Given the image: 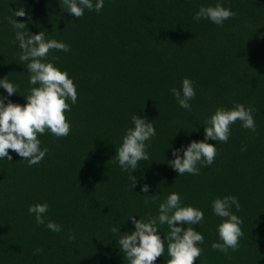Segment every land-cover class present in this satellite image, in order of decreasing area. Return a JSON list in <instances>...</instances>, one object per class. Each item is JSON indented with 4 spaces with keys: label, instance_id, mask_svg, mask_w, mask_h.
<instances>
[{
    "label": "trees",
    "instance_id": "16d2710c",
    "mask_svg": "<svg viewBox=\"0 0 264 264\" xmlns=\"http://www.w3.org/2000/svg\"><path fill=\"white\" fill-rule=\"evenodd\" d=\"M217 3L236 15L223 25L194 19L200 7ZM21 7L26 15L15 17ZM9 17L29 34L43 31L69 46L50 50L45 62L67 72L77 102L66 101V137L38 134L47 149L39 164L28 166L11 149V161L0 159V264H128L117 241L134 231L129 217L158 216L173 192L204 214L192 225L204 237L194 264H264V0H104L100 12L85 8L78 19L63 0H0V79L17 87L10 97L0 87V97L23 106L40 85L29 83ZM185 78L195 91L190 110L170 91L181 90ZM235 104L254 110L255 132L236 121L227 142L207 141L217 150L210 166L178 175L169 165L172 150L203 141L207 119ZM134 114L151 121L156 135L145 142L149 159L125 171L114 156ZM226 196L237 198L239 210L231 211L243 221L239 248L227 254L211 247L222 243L212 201ZM44 203L45 224L38 225L28 207ZM48 221L61 231L49 230ZM168 233L167 224L158 225L165 253L155 264L170 259Z\"/></svg>",
    "mask_w": 264,
    "mask_h": 264
},
{
    "label": "clouds",
    "instance_id": "9594fccd",
    "mask_svg": "<svg viewBox=\"0 0 264 264\" xmlns=\"http://www.w3.org/2000/svg\"><path fill=\"white\" fill-rule=\"evenodd\" d=\"M104 0H97L95 5L91 0H63L65 10L75 18L84 15V9L100 12ZM15 17H24L26 12L21 7L13 11ZM236 15L230 9L222 7L217 3L214 7H200L194 19H209L216 25H223L224 21ZM9 23L15 29V39L19 42L22 50L19 56L21 62H27L26 69L30 73L29 83L39 84V87H32L29 94L24 96L26 103H13L7 97H0V159L12 160L8 150L17 153L22 160H27L28 166L39 164L46 155L47 149L41 150L38 134L42 135L47 131L57 138L66 137L71 129L65 112L70 111V100L74 105L77 102V92L73 81L68 77L67 72L57 69L53 63L45 62L50 50L68 52L69 46L55 39H45V33L40 31L37 34H29L26 24L18 22L9 17ZM54 59H58L54 57ZM0 87L8 94V97L17 94V87L9 82L6 77L0 79ZM179 106L190 110L189 101L194 98L195 91L192 81L185 78L182 81L181 90L170 89ZM253 109L246 108L243 104H235L234 108L226 110L217 108L206 121L204 126V140L192 141L187 147L173 149L172 159L169 165L178 175L185 173L198 175V163L210 166L217 155L215 145L207 143L208 140L227 142L229 139L230 126L240 121L245 129L255 132L256 124L253 118ZM134 127L126 129L122 137V143L116 149L114 156L122 170L132 169L135 171L138 162L147 161L149 155L146 151V141L156 135V130L151 121L134 114L131 117ZM244 150V149H242ZM183 152V156L179 155ZM132 171V172H133ZM131 188L135 186L136 177L131 175ZM149 186L141 185V192L148 193ZM212 210L215 215L222 218V223L217 226V231L222 243L213 242L211 247L214 250L225 254L229 249L236 251L239 248V240L243 236L240 225L243 221L231 211L235 206L239 210V202L234 196L217 198L212 201ZM48 211L47 203L33 204L28 207V212L34 214L38 225L45 224V214ZM134 225V231L121 234L118 239L120 251L128 264H155L158 257L165 253L164 238L158 234V225L167 224L169 233L167 236V254L170 257L166 264H194L201 255V248L204 237L196 231L192 225H198L204 214L201 210L191 206H182L181 197L178 193L169 194L164 202L158 206V216L136 220L133 215L129 217ZM179 225H187L182 227ZM46 227L53 232H60V225L48 221ZM113 233L119 231L112 229ZM37 251H42L37 249Z\"/></svg>",
    "mask_w": 264,
    "mask_h": 264
}]
</instances>
